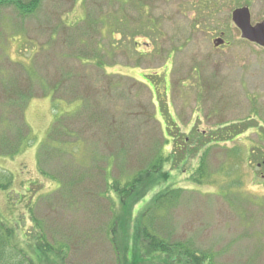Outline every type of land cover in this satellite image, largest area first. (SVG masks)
<instances>
[{"label": "rangeland", "instance_id": "374dc122", "mask_svg": "<svg viewBox=\"0 0 264 264\" xmlns=\"http://www.w3.org/2000/svg\"><path fill=\"white\" fill-rule=\"evenodd\" d=\"M16 1L0 0V151L29 131L0 154L1 263L164 264L143 253L147 223L180 245L167 264H190L185 248L264 264V54L223 12L194 25L193 0Z\"/></svg>", "mask_w": 264, "mask_h": 264}, {"label": "trees", "instance_id": "16d2710c", "mask_svg": "<svg viewBox=\"0 0 264 264\" xmlns=\"http://www.w3.org/2000/svg\"><path fill=\"white\" fill-rule=\"evenodd\" d=\"M32 2H34V0ZM15 5H16V8H19V9H28L30 7H35V6H31V5H25L20 0H17L15 2ZM99 65H100V63H99ZM47 85L52 89L51 83H47ZM56 86H57V84L54 83V87H56ZM8 92H7V94H10V95H13V94L14 95L15 94L19 95V94L22 93L20 91H17V89L14 86H11L10 93H8ZM49 93L50 92L47 93L48 95L44 94V96L45 97H50L51 94H49ZM23 125L29 131L27 125L24 122L21 123L20 125H18L17 129H16L17 135L15 136V138H17L16 143L13 146H11V141H9L8 145L4 146L7 149L0 151V154L2 156H5V157L8 156V157L12 158V157L18 155V153H20L22 151V145L24 144L23 141H22V138H23L22 135H23V131H24ZM252 127L254 128L255 126H252ZM248 128H249V125L245 124V126H243V128H242V129H244V132L240 131V132H237L236 134L237 135L244 134V133H246L248 131L247 130ZM51 129L53 130V132H51L50 134L47 135L48 136L47 139L48 138L49 139H54L55 136L58 135L63 130L62 127L56 126L55 123H53V125L51 126ZM28 131H26V132L29 133ZM232 134H233V132H232ZM232 134L231 133L229 134V140H232L231 138L235 137V135H236V134H234V136H232ZM230 135H231V137H230ZM47 139H46V141H47ZM5 144H7V142ZM207 153H208V150H204L203 151V154L201 155V160H200L199 166L196 168V176L192 177V180L194 182H196V183L202 182V179L200 178L199 175L204 171V161H205V158L207 156ZM104 188L108 189V191H112L113 190L114 192L117 193V187L115 185H112L111 181H108V182L105 181ZM180 192H181L180 189L179 190H172L171 189V191H165V192L157 193L158 195H156V197L159 200L158 201V205L162 206V205L167 204V203H168V205H170L174 200L177 199V197L180 194ZM159 208H154L152 210L156 211ZM142 215H143V217L141 216L142 220L151 219V222L154 221V218H155V216H153L154 212L152 214L151 211L147 210L146 213H144ZM139 224H140V221H139ZM143 224H144V226L146 225L141 230L143 232V236L146 237V238H150L152 240L151 245L145 247L144 248L145 251L143 253H146L148 255V257H150V258H153V259L157 258L158 260L160 259V261H162L164 264H167L165 262L167 260H170V257H171L172 260H170V261L172 263H175L174 259L177 256L176 255L177 254V249H179L180 245H177V244H173L171 246L170 245H168V246L163 245L162 244L163 243L162 239L159 238L157 235H153V233L151 231H149L150 228L147 227V223H143ZM152 230H153V232L155 234H157L153 227H152ZM6 242H7V240H6ZM143 247H144V245H143ZM173 247H177L176 251L173 249ZM3 253H5V247H4V245L0 244V256L1 257L3 256ZM181 253L183 255H185L187 259H189L190 264H204V261H206V256L205 255H203V254L199 255L197 252H193L190 248H185ZM178 254H179V252H178ZM5 260L6 259H4L3 262H2V258H0V264L4 263ZM18 264H20V263H18ZM30 264H35V263L33 262V263H30ZM132 264H136V263L133 262Z\"/></svg>", "mask_w": 264, "mask_h": 264}, {"label": "flooded vegetation", "instance_id": "af4514ba", "mask_svg": "<svg viewBox=\"0 0 264 264\" xmlns=\"http://www.w3.org/2000/svg\"><path fill=\"white\" fill-rule=\"evenodd\" d=\"M191 7L192 11L195 12L194 17H196V19L193 21L194 25H205L208 21L209 23L217 26L215 20L209 21V19L214 17L215 14L217 16L219 12H223L221 23L223 22L227 27L236 29L239 34V38L243 43L251 45L261 52L257 55L261 56L264 54L263 46L242 38L241 31L239 30V26L246 24L252 27L263 26L264 0H193ZM217 39L221 40V44H214V41ZM225 39L224 33L221 32L213 39L212 44L215 48H219L220 46H228L230 42ZM262 121L263 120L257 122L253 132H255L257 137L264 138V123H262ZM262 144L264 145V143ZM259 155L263 157L264 153L260 152ZM261 160L262 163L259 162L257 165V167L260 169L264 166V158H261Z\"/></svg>", "mask_w": 264, "mask_h": 264}, {"label": "water", "instance_id": "95a60500", "mask_svg": "<svg viewBox=\"0 0 264 264\" xmlns=\"http://www.w3.org/2000/svg\"><path fill=\"white\" fill-rule=\"evenodd\" d=\"M239 30L241 31V37L247 39L251 42H255L264 47V24L263 26L252 27L249 25L239 26ZM215 45L221 44V40L217 39L214 41Z\"/></svg>", "mask_w": 264, "mask_h": 264}]
</instances>
